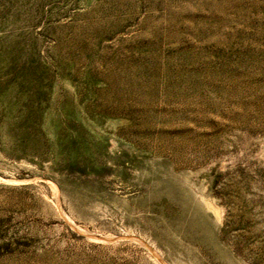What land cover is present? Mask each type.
I'll use <instances>...</instances> for the list:
<instances>
[{"label":"rangeland","instance_id":"374dc122","mask_svg":"<svg viewBox=\"0 0 264 264\" xmlns=\"http://www.w3.org/2000/svg\"><path fill=\"white\" fill-rule=\"evenodd\" d=\"M151 245L264 264V0H0V264Z\"/></svg>","mask_w":264,"mask_h":264},{"label":"bare ground","instance_id":"6f19581e","mask_svg":"<svg viewBox=\"0 0 264 264\" xmlns=\"http://www.w3.org/2000/svg\"><path fill=\"white\" fill-rule=\"evenodd\" d=\"M205 202V205H206V207L209 209V210H211L215 215H216V217L219 219L220 218V210L216 207V206H214L210 201H208V200H205L204 201ZM150 246V245H149ZM152 246V249H153V253H154V255L156 256V258L158 259V261L161 263V264H165L162 260H161V258H160V256H159V253H157L155 250H157L153 245H151ZM161 255V254H160Z\"/></svg>","mask_w":264,"mask_h":264}]
</instances>
